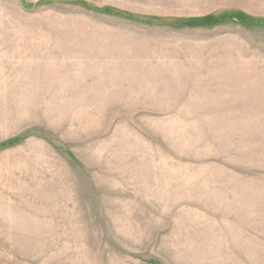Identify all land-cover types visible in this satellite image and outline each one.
<instances>
[{"label":"rangeland","instance_id":"1","mask_svg":"<svg viewBox=\"0 0 264 264\" xmlns=\"http://www.w3.org/2000/svg\"><path fill=\"white\" fill-rule=\"evenodd\" d=\"M0 264H264V0H0Z\"/></svg>","mask_w":264,"mask_h":264}]
</instances>
